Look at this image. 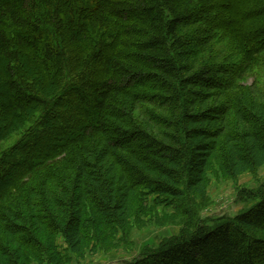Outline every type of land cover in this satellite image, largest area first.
<instances>
[{
    "label": "trees",
    "instance_id": "16d2710c",
    "mask_svg": "<svg viewBox=\"0 0 264 264\" xmlns=\"http://www.w3.org/2000/svg\"><path fill=\"white\" fill-rule=\"evenodd\" d=\"M16 131L0 264H66L58 237L80 256L151 195L187 220L117 264H264V186L232 216L186 203L215 167L264 164V0H0V140Z\"/></svg>",
    "mask_w": 264,
    "mask_h": 264
},
{
    "label": "rangeland",
    "instance_id": "374dc122",
    "mask_svg": "<svg viewBox=\"0 0 264 264\" xmlns=\"http://www.w3.org/2000/svg\"><path fill=\"white\" fill-rule=\"evenodd\" d=\"M17 133L12 132L0 140V150L12 146L17 140ZM208 185L204 199L199 196H187L188 208H194L203 218H218L234 215L252 205L251 200L238 198L241 190L257 191L264 186V164L253 171L242 173L234 178L224 177L216 167L208 173ZM154 196L136 197L127 231H117L113 235H104L98 244L88 241L80 256L73 254L58 237V245L66 264H117L125 259L136 258L145 248L158 247L161 242L177 234L183 221L187 220L184 212L172 209L161 203H150ZM209 223H212L211 221ZM101 243V245H100Z\"/></svg>",
    "mask_w": 264,
    "mask_h": 264
}]
</instances>
